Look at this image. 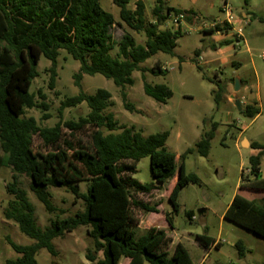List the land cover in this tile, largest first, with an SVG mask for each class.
Here are the masks:
<instances>
[{
    "label": "trees",
    "instance_id": "obj_1",
    "mask_svg": "<svg viewBox=\"0 0 264 264\" xmlns=\"http://www.w3.org/2000/svg\"><path fill=\"white\" fill-rule=\"evenodd\" d=\"M115 2L120 6V21L102 7L101 0H0V171L4 166L13 171L12 181L7 184L12 198L4 215L33 240L31 244H18L7 236L19 256L7 260L6 264H40L37 255L43 248L57 257L59 251L54 239L80 226L89 228L93 242L86 250L88 264H119L122 258L129 259L128 264H144L145 260L151 264H194L182 243H178L173 252L163 249L171 241L167 229L152 227L139 235V221L133 210L158 212V205L136 195L150 194L175 177L168 200L174 212L179 210L181 188L199 183L196 174L186 173L185 159L194 151L202 156L209 154L218 123L202 135L196 148H188L177 164L176 155L166 146L169 132L145 136L135 126L120 125L112 112L106 113L114 102L112 93L104 88L97 89L94 94L81 90L62 101L60 114L66 108L87 103L90 111L78 120H60L52 127H42L36 118L25 117L28 108L47 109L45 103L37 102L31 91L34 79L40 74L41 56L52 62L49 68L52 83L61 51L65 50L80 62L79 71L74 74L78 86L81 87L84 75L102 74L122 89V97L126 100L125 88L134 84L133 73L143 70V62L160 52L174 54L178 37L184 31L162 28L170 16L181 12L196 14L169 6L165 0H155L153 19L148 20L142 0H137L133 9L127 7L129 0ZM116 24H126L138 33H145V42H137L129 31L116 41L112 33ZM116 48L117 53L113 55ZM165 70L160 63L151 68L154 74H162ZM144 91L161 103H167L173 95L167 85H152L147 81ZM223 92L222 88L215 92L217 102ZM125 106L134 110L129 102H125ZM240 112L255 118L261 109L256 104H246ZM49 116L45 114L43 118ZM87 126L96 128L92 135V151L76 146L72 140H63L65 129L73 133ZM103 129L109 132L104 133ZM34 135L52 149L46 152L35 149ZM62 140L64 146H61ZM252 148L258 151L250 157V174L254 178L243 171L240 186L261 192L263 196L249 199L235 194L224 218L264 239V178L260 177L264 144L255 141ZM144 157L150 159L155 183L143 184L130 176ZM21 174L30 177L31 189L47 211H56L51 187H65L76 198H82L84 210L66 218L50 219V224L42 228L37 223L33 202L20 186L18 177ZM83 182L87 183L86 191L81 189ZM188 215L193 218L194 213L189 211ZM167 220L172 225L170 215ZM199 240L205 246H222V242L208 235L199 236ZM236 246L240 257H245L244 242L238 241ZM51 264L62 263L54 260Z\"/></svg>",
    "mask_w": 264,
    "mask_h": 264
},
{
    "label": "rangeland",
    "instance_id": "obj_2",
    "mask_svg": "<svg viewBox=\"0 0 264 264\" xmlns=\"http://www.w3.org/2000/svg\"><path fill=\"white\" fill-rule=\"evenodd\" d=\"M137 0H129L128 8H135ZM145 4V15L153 19L152 10L155 0H142ZM169 5L184 10H193L197 19L193 23H184V33L178 37L174 54L160 52L143 62L142 69L133 73L134 84L127 86V99L122 97V89L102 74L84 75L81 87L75 82L74 74L79 71L80 62L65 50L61 51L56 67L55 80L51 81L49 68L52 62L41 56L38 63L39 76L34 79L31 91L43 107L28 108L25 117H34L42 127H52L60 120H78L89 111L87 103L77 107L66 108L60 114L62 101L69 96L77 95L81 90L94 94L104 88L112 93L114 104L107 108L112 112L120 125L135 126L145 136L168 131L166 143L168 150L176 155L177 164L181 155L188 148H196L197 142L205 132L212 130L218 123L211 140L209 154L200 155L191 152L185 159L187 174H196L199 183H189L181 188L178 196L180 208L173 211L168 195L176 177L168 180L161 188L150 194L138 193L137 198L152 205H158V212H147L136 208L134 216L138 219V234L145 233L152 227L165 228L171 239L163 249L173 252L178 243L188 250L194 264H262L264 262V239L252 232L226 220L224 213L235 194L249 199L263 196V193L241 188V174L251 179L250 157L258 153L252 148L253 142L264 144V0H165ZM228 2L234 12L241 16L242 11L249 12L250 21L244 26L245 43L235 47L233 31L226 35L217 32H205L200 29L203 22L210 18L223 16L221 8ZM102 7L111 12L120 21V6L115 0H101ZM189 22V21H188ZM166 22L164 27H172ZM131 32L137 42L144 43L145 33H138L128 25L116 24L112 33L119 41L125 32ZM223 42L218 48V43ZM117 48L113 51L116 55ZM160 63L166 70L154 74L151 68ZM145 76V79H144ZM242 81L241 89L235 92V81ZM152 85L165 84L173 95L167 103H161L144 91V83ZM224 89L222 98L216 101L215 92ZM236 95L244 105L256 104L261 113L255 118L241 114L230 96ZM125 102L134 105V110L126 109ZM242 106V107H243ZM49 114L48 118H43ZM96 128L87 126L81 131L64 130V139L72 140L76 146H83L92 151V135ZM108 133L107 129H103ZM63 140L60 142L64 146ZM35 149L46 152L49 149L43 140L33 136ZM178 173V169H177ZM141 183H155L150 170L149 157L142 158L136 166V172L130 174ZM13 171L4 166L0 171V264L15 259L19 254L7 241V236L18 244H31L33 240L25 235L19 225L6 219L4 210L12 195L7 191V184L12 181ZM260 177L264 178V156L262 158ZM35 207L37 223L42 228L50 224V219L66 218L83 211L85 201L76 198L65 187H51L52 199L56 211L49 212L31 189V179L26 174L18 177ZM87 183L81 184L86 191ZM194 213L190 218L188 212ZM172 217V225L167 217ZM87 226H80L63 237L55 238L54 243L59 251L53 257L47 249L39 251L37 258L40 264H51L56 260L62 264H88L86 250L93 246ZM208 235L222 246H205L199 236ZM243 241L247 251L240 257L236 246ZM102 256V253L100 254ZM122 258L119 264H124ZM144 264H151L149 261Z\"/></svg>",
    "mask_w": 264,
    "mask_h": 264
},
{
    "label": "built area",
    "instance_id": "obj_3",
    "mask_svg": "<svg viewBox=\"0 0 264 264\" xmlns=\"http://www.w3.org/2000/svg\"><path fill=\"white\" fill-rule=\"evenodd\" d=\"M221 11L223 13L222 17L210 18L203 22L200 29L203 31H218L225 33L233 31L234 40L236 41L235 47H241V45L245 43L244 26L248 23V19L238 16L227 1L223 4ZM188 18H191V23H193L196 21L197 16L196 14L193 15L186 12L178 14L173 13L167 22H171V24H173L172 27L181 28L184 31L183 24L185 22L190 23Z\"/></svg>",
    "mask_w": 264,
    "mask_h": 264
},
{
    "label": "crops",
    "instance_id": "obj_4",
    "mask_svg": "<svg viewBox=\"0 0 264 264\" xmlns=\"http://www.w3.org/2000/svg\"><path fill=\"white\" fill-rule=\"evenodd\" d=\"M167 2V1H166ZM167 4H168V2H167ZM169 5V4H168ZM169 6H171V5H169ZM173 7V6H172ZM193 11V10H192ZM240 15H241V17H243V18H246V19H248L249 21H250V14H249V12H245V11H242L241 13H240ZM205 32H207V31H205ZM212 32H217L218 34H221V35H226V34H228V33H225V32H218V31H212ZM223 42H228V39H224V40H222V42H219L218 43V48H220L221 47V45H222V43ZM240 83H241V85H242V81L240 80ZM225 214V213H224ZM216 242H218V241H216ZM214 246V245H213ZM128 262H129V259H128V261H126L124 264H128Z\"/></svg>",
    "mask_w": 264,
    "mask_h": 264
},
{
    "label": "water",
    "instance_id": "obj_5",
    "mask_svg": "<svg viewBox=\"0 0 264 264\" xmlns=\"http://www.w3.org/2000/svg\"><path fill=\"white\" fill-rule=\"evenodd\" d=\"M241 89V83H240V80L239 79H236L235 81V92L239 91ZM230 99L231 100H235V105L239 108V109H242V106L243 104L241 103L240 100L236 99V95L235 94H232L230 96Z\"/></svg>",
    "mask_w": 264,
    "mask_h": 264
}]
</instances>
